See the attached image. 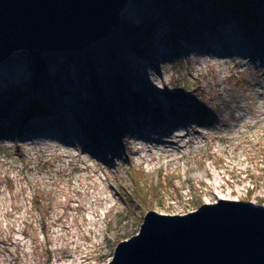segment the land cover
Wrapping results in <instances>:
<instances>
[{
    "label": "rangeland",
    "instance_id": "rangeland-1",
    "mask_svg": "<svg viewBox=\"0 0 264 264\" xmlns=\"http://www.w3.org/2000/svg\"><path fill=\"white\" fill-rule=\"evenodd\" d=\"M158 2L130 0L115 27L158 22L147 54L127 40L117 46L113 31L85 49L105 85L104 101L119 108L117 138L89 127L101 125L88 106L96 100L59 51L45 53L48 73H59L63 88L55 104L14 122L0 116V264H74L76 257L75 264H104L148 211L189 212L222 197L264 207V28L222 19L200 24L196 38L188 32L192 41L173 42ZM27 52L0 63V99L32 95ZM173 119L201 131L198 147L168 160L151 152L150 163L145 151H134L139 132L154 135ZM98 190L110 196L100 203L84 196Z\"/></svg>",
    "mask_w": 264,
    "mask_h": 264
},
{
    "label": "water",
    "instance_id": "water-1",
    "mask_svg": "<svg viewBox=\"0 0 264 264\" xmlns=\"http://www.w3.org/2000/svg\"><path fill=\"white\" fill-rule=\"evenodd\" d=\"M130 0H0V63L16 51L76 52L122 23ZM104 264H264V207L222 199L148 211Z\"/></svg>",
    "mask_w": 264,
    "mask_h": 264
},
{
    "label": "trees",
    "instance_id": "trees-1",
    "mask_svg": "<svg viewBox=\"0 0 264 264\" xmlns=\"http://www.w3.org/2000/svg\"><path fill=\"white\" fill-rule=\"evenodd\" d=\"M175 1L186 5H175ZM158 5L161 9V19L165 21L168 29L165 32V37L173 42L177 41V37L192 41V38L188 37V32L191 31V36L196 38V35L200 32V24L210 26L217 23L219 25L222 19L229 20L230 18V21L233 19L240 28L243 27L245 30L247 25L249 29H253L252 27L264 28V0H159ZM157 24L158 22L155 21L147 25L131 26L122 24L121 27L113 30L115 35H120L114 39V42L117 46H120L119 41L127 40L126 44L132 50L140 52L139 54H147L151 51L150 45ZM27 54L31 70L29 85L33 91L32 95L27 96L25 100L22 98L19 100V92L13 100L0 99V116L11 117L10 119L13 122L16 118L25 119L34 115V113H42L48 106L55 104L53 100L56 91L59 93L63 89L58 86L57 75L59 73L54 77L48 73L49 57L47 54L36 50H31ZM58 54L64 55L68 61L76 66L80 74L79 82L89 88L92 92V99L96 100V103L88 100V106L91 113L94 114L98 111L101 114V125L88 123L90 124L89 127L91 129L103 127V130H107L109 137L117 138L118 123L120 121L118 119L115 123L114 116L119 112V108L117 109L115 101V104L108 102V105L104 101L103 87L105 85L98 76L97 67L89 57L88 51L58 52ZM119 101L123 108L129 107L130 100L126 93H123ZM17 102L21 104V107L16 106Z\"/></svg>",
    "mask_w": 264,
    "mask_h": 264
},
{
    "label": "bare ground",
    "instance_id": "bare-ground-1",
    "mask_svg": "<svg viewBox=\"0 0 264 264\" xmlns=\"http://www.w3.org/2000/svg\"><path fill=\"white\" fill-rule=\"evenodd\" d=\"M254 110L255 111L253 112L255 113L253 114H255V117H257L258 120L262 119V117L259 116L261 113L260 110L256 108ZM246 118L247 117L245 115H242L240 119L243 121V123H245V126H249L250 125L249 121L246 120ZM46 119L50 121L53 120L51 118H46ZM166 125L167 126H165L164 130L155 132L154 135H149L148 133L139 132L137 142L134 141L135 139L134 140L127 139L126 142L128 144L130 142L136 143L135 148H133L134 151H138V150L145 151L146 154H144L141 157L146 159L149 163L152 160L151 155H150L151 152H156V154L162 155L163 158H166L168 160L172 158V155H174L173 154L174 151L179 153L182 151L184 152L186 149H191L194 145L198 147L199 142H200V139L198 138V136L199 135L201 136L202 133L196 126L193 125L191 130L187 129V127L184 129H181L180 127L181 124L178 121H175V119H173L172 122L171 120H168V123ZM193 139H196L197 141L193 142ZM128 147L130 148V146ZM84 194H85L84 195L85 197L92 196L93 203L95 202L100 203L102 199H106L107 197L110 196V193L108 192V190L106 191L98 190L97 192L95 191L94 193H91V194H89V192H85ZM222 199L229 200L226 197H222ZM108 207H104L103 214L109 211ZM91 210L93 214L94 213L93 208H91ZM96 228L100 229V226H97ZM77 261H78V257L74 258L71 262L75 264L77 263Z\"/></svg>",
    "mask_w": 264,
    "mask_h": 264
}]
</instances>
